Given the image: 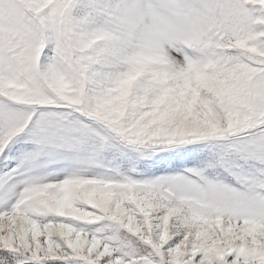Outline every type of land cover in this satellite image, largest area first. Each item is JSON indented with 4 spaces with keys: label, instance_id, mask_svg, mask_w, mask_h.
I'll return each instance as SVG.
<instances>
[{
    "label": "snow or ice",
    "instance_id": "snow-or-ice-1",
    "mask_svg": "<svg viewBox=\"0 0 264 264\" xmlns=\"http://www.w3.org/2000/svg\"><path fill=\"white\" fill-rule=\"evenodd\" d=\"M0 264H264V0H0Z\"/></svg>",
    "mask_w": 264,
    "mask_h": 264
}]
</instances>
